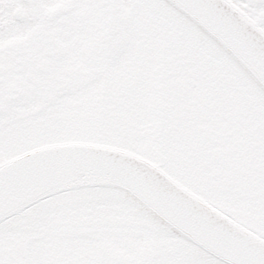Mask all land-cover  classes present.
<instances>
[{
    "label": "snow or ice",
    "instance_id": "obj_1",
    "mask_svg": "<svg viewBox=\"0 0 264 264\" xmlns=\"http://www.w3.org/2000/svg\"><path fill=\"white\" fill-rule=\"evenodd\" d=\"M81 9L104 22L70 28ZM12 36L28 39L0 47V69L46 61L14 99L0 70V245L78 213L94 223L78 241L96 249L87 264H264V170L221 176L232 161L209 128L231 116V90L264 132V0H0V45Z\"/></svg>",
    "mask_w": 264,
    "mask_h": 264
},
{
    "label": "flooded vegetation",
    "instance_id": "obj_2",
    "mask_svg": "<svg viewBox=\"0 0 264 264\" xmlns=\"http://www.w3.org/2000/svg\"><path fill=\"white\" fill-rule=\"evenodd\" d=\"M60 7V4H56L47 11L56 12ZM84 18H95L97 24L104 22L102 14L91 9H81L67 20V24L70 28L76 29ZM89 26L94 27L95 25ZM64 38L69 39L70 37L65 36ZM27 39L28 36H12L0 47L10 49L23 44ZM72 42L73 44L78 43L76 40ZM62 51V46L57 48V54ZM45 61V55L28 53L8 59L3 69L0 70L5 72L8 89L13 93L10 99L22 94L18 90L38 68L45 66ZM138 70H140L139 65L130 64L128 72L120 73L121 78L128 79L129 72ZM128 82L133 85L138 84L135 80H128ZM114 94L117 99L121 96L118 88L114 90ZM221 95L224 97V103L229 105L231 116L210 123L209 128L216 133L211 142L217 150L226 154L232 161L231 166L220 170L219 174L238 183L241 178L252 179L257 167L264 170V158H258L254 150L256 143H264V132L258 131L248 102L242 99L238 103H232L233 92L231 90L222 92ZM17 115L26 116L28 113L18 112ZM174 134L180 137L189 148H199L187 130L174 128ZM229 135H234L235 142L231 146H226L225 137ZM186 163L191 164L192 161L186 160ZM118 223L123 225L127 221L122 218ZM93 227L94 223L90 217L81 216L78 213L58 215L49 227L28 224L22 232L5 239L0 245V255L6 258L7 264H87L94 256L96 249L87 248L78 241L88 236L89 230ZM113 247L115 245L111 240L106 242L105 248ZM118 254L129 261L132 259L127 251H119Z\"/></svg>",
    "mask_w": 264,
    "mask_h": 264
},
{
    "label": "rangeland",
    "instance_id": "obj_3",
    "mask_svg": "<svg viewBox=\"0 0 264 264\" xmlns=\"http://www.w3.org/2000/svg\"><path fill=\"white\" fill-rule=\"evenodd\" d=\"M122 218H120V220H121Z\"/></svg>",
    "mask_w": 264,
    "mask_h": 264
}]
</instances>
